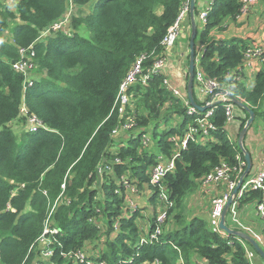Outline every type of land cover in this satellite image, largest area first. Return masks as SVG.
<instances>
[{
	"label": "trees",
	"instance_id": "obj_1",
	"mask_svg": "<svg viewBox=\"0 0 264 264\" xmlns=\"http://www.w3.org/2000/svg\"><path fill=\"white\" fill-rule=\"evenodd\" d=\"M69 1L74 7L91 4L90 10L73 15L70 35L58 31L38 39L67 12ZM8 3L0 0V264H181L179 257L183 264H251L248 243L214 231L185 203L201 178L220 162L235 168L237 156L244 162L237 137L248 113L235 107L240 123L231 140L219 103L211 119L217 131L203 142L189 141L180 151L174 170L162 180L173 205L157 240L150 242L162 207L158 188L149 181L150 170L171 156L170 138L182 137L203 113L188 114L184 99L163 85L162 74L128 87L130 103L123 117L113 110L119 85L136 58L155 52L143 64L146 71L164 55L161 39L185 0ZM241 5V0L211 1L195 39V48L203 47L198 66L243 100L264 124V62L248 90L238 80L247 47L237 38L217 41L209 35L224 18L235 19ZM199 13L195 8L194 15ZM29 46L34 52L33 84L24 89V77L12 63L20 57L19 48ZM187 65L188 56L186 69ZM23 103L27 114L42 124L36 131L16 133L11 125L21 117ZM127 118L133 122L131 129L113 135ZM21 121L25 124V115ZM124 180L134 192L125 188ZM145 193L151 206L145 214L147 224L141 212L150 207L138 201ZM128 198L134 208L128 206ZM261 198L259 190L244 192L239 206ZM50 212L49 225L57 233L46 246L53 251L48 258L37 238ZM77 250L85 255L82 262L62 254Z\"/></svg>",
	"mask_w": 264,
	"mask_h": 264
},
{
	"label": "built area",
	"instance_id": "obj_2",
	"mask_svg": "<svg viewBox=\"0 0 264 264\" xmlns=\"http://www.w3.org/2000/svg\"><path fill=\"white\" fill-rule=\"evenodd\" d=\"M14 1V0H7ZM189 1L185 0L184 6L180 10L175 21L168 27L166 33L161 39L160 45L162 47L164 55L155 59L152 63L151 67L144 70L143 64L144 62L151 57L155 52L151 51L149 53L140 54L135 62L133 63L131 69L125 75V78L119 85V89L117 92V96L115 98L113 104V110L118 113L120 117H123L126 113V106L129 105V94L128 87L135 82H140L141 84H146L149 80L150 76L153 74H162L163 85L169 89L175 96L184 99L185 104L187 106L188 114H196L198 111L192 107L187 99L185 92H180L178 88H176L171 82L170 78L164 74L165 66H166V57L169 50H171L177 39L181 34L182 22L187 17L189 11ZM259 0H241V8L240 13L243 14L247 11L248 6L258 2ZM67 12L57 21L47 26L40 34L38 39H42L45 36H48L51 33L63 31L70 35V23L74 14H72L71 9L73 5L69 6ZM209 6L204 10H201L198 18L201 21H204L206 18V14L208 12ZM203 51V47L199 52L195 55V72H194V81L196 83V87L202 97H204L203 104H211L205 111H203L202 116L196 117L193 123L189 124L185 134L182 137H171L170 140L174 144L173 152L169 158H162L155 163L151 170L149 181L152 185L157 186L158 188V199L159 203L162 204V207L157 211V215L155 218V227L153 230V235L150 237L149 241L157 240L158 235L161 233V225L163 224L166 215L167 209L172 207L173 202L169 199V196L162 185V180L165 175L169 172H172L175 168V161L180 156V151L185 149L189 141H205L207 138H211L212 134L217 131V126L212 122V116L216 106L220 103L224 108L225 113V122L226 124L231 123L235 117V107L236 105L230 100V98L226 95V93H230L227 89L221 88L219 82L215 78L207 77L201 68L198 66L200 61V56ZM19 59L12 63V68L15 72H18L24 77L23 87L25 89L26 85L31 86L33 84V79L31 77L34 68L33 56L34 52L31 50V46L28 48H19ZM261 60L264 62V44L261 46H256L254 48H247L244 53V61L242 66H251V63L255 60ZM185 94V98H184ZM219 97V98H218ZM208 99V100H207ZM245 103V102H244ZM246 104V103H245ZM20 115L26 116V122L28 124V131H36L38 128L42 127L41 122L34 116L28 115L27 110L25 108L24 103L20 108ZM133 126V122L131 118H127L122 124L116 127L113 131V135H117L118 133L128 132ZM143 141L147 142L148 137L143 136ZM238 160V167H231L226 162H220L216 165L208 174L201 178L200 185L205 188L207 192L211 191L213 188L218 187L220 184H224V189L219 191V194L211 199V208L209 213V225L210 227L221 234H226L223 230L219 228V221L222 210L231 195V192L236 186V183L241 175V171L243 170L244 162L240 160V157H236ZM248 178V177H247ZM245 178L239 188L237 194L234 196L232 203L228 209L227 215L230 219L231 223L236 226L239 230L249 234L252 238L256 240V242L260 245V247L264 250V161L262 162L260 170L252 177ZM247 179V180H246ZM125 188L128 191L134 192L135 188L131 183L124 180ZM62 191L64 190V184L61 185ZM250 190H259L261 192V200L258 202H254L253 210L257 215L260 224L257 226H251L246 224L241 217H239V198L243 195L244 192ZM127 204L130 208L135 207V202L133 199L128 198ZM51 212L49 213L47 219L45 220L44 229L39 238H37L39 244H41L45 249L42 251V255L45 257H50L52 255V250L47 248L51 244L50 235H54L57 233L55 228H50L49 225V217ZM144 242V239H140V244ZM244 243V241H241ZM63 256L72 258L74 260L83 261L85 259V255L80 251H69L62 253ZM246 256L252 261V259L256 256V253L253 249H248L246 251ZM179 263L183 264V259L179 257ZM96 264V263H94ZM98 264H104V262H99ZM124 264V263H119ZM155 264H160V262L155 261Z\"/></svg>",
	"mask_w": 264,
	"mask_h": 264
},
{
	"label": "crops",
	"instance_id": "obj_3",
	"mask_svg": "<svg viewBox=\"0 0 264 264\" xmlns=\"http://www.w3.org/2000/svg\"><path fill=\"white\" fill-rule=\"evenodd\" d=\"M212 0H195V8L196 10H204L207 8ZM9 2V1H8ZM11 3V2H9ZM91 4H86L80 7H74V11L79 9L81 12L82 9H87L82 13H86L90 10ZM78 14V13H76ZM196 26H197V35L200 32V28L202 27L200 24V19L198 16H195ZM190 19L189 15L185 17L182 22L181 34L177 39L174 47L168 51L166 57V66L164 70V74L168 76L173 83V85L178 88L180 92H185L186 90V81L184 77L187 74V69L184 67L185 55L188 53V41L190 35ZM210 37L217 41H230L232 39H239L247 48H254L256 46H261L264 44V0H259L248 6V9L245 13L239 14L235 19H231L230 17H226L222 20L220 27H215L210 31ZM201 45L197 52L201 50ZM263 62L259 60H255L251 63V66H243L240 68V73L238 76V80H240L243 86L250 90L253 85L254 77L259 69H261ZM188 66V65H187ZM164 76V75H163ZM197 88V87H196ZM198 93V103L204 101V97H202L197 89ZM219 98V97H218ZM236 115L239 112L235 111ZM240 121L235 117V119L228 124H225L224 130L227 136L234 140L237 136L239 130ZM258 125L256 127H249L245 137H244V146L246 150L251 153L252 162L257 161L258 165L253 172L254 176L261 168L262 162L264 161V124L262 120H258ZM224 189V184H220L218 187L213 188L211 191L207 192L205 188L201 185L197 188L195 193L200 194V199H198V204L194 208L195 213L193 215L202 216L206 220L209 219V213L211 208V199L219 194L220 190ZM140 200V199H139ZM203 200V202H202ZM203 203H207L203 205ZM151 207L148 203V197L145 193V196H141V207ZM253 207L252 204L239 206V217L243 220L251 222V226H258L260 221L255 214L254 210H251ZM147 211L142 210V212ZM256 257V256H255ZM255 257L252 259L254 261ZM259 264V263H258Z\"/></svg>",
	"mask_w": 264,
	"mask_h": 264
},
{
	"label": "water",
	"instance_id": "obj_4",
	"mask_svg": "<svg viewBox=\"0 0 264 264\" xmlns=\"http://www.w3.org/2000/svg\"><path fill=\"white\" fill-rule=\"evenodd\" d=\"M195 0L189 1V19H190V35H189V41H188V66H187V81H186V96L188 99L189 104L194 107L197 111L203 112L208 107L211 106V104H204L200 105L197 102H195L193 97V84H194V72H195V39L197 34V26L195 21ZM226 95L230 98V100L239 108L244 109L248 113V119L246 120L244 126L239 131L238 137H237V144L244 156V162H245V168L242 172V174L239 176V179L236 183L235 188L231 192V195L229 196L223 210L220 216L219 221V228L226 232L227 235H232L235 237L240 238L241 240L248 243L252 249L255 251L256 255H258L263 261H264V250L260 247V245L256 242L254 238H252L249 234L230 227L226 222V216L228 209L232 203V200L234 196L237 194L239 188L241 187V184L243 180L249 175V172L252 167V156L251 153L246 150L244 146V137L249 127H251L253 121L255 120V115L253 111L248 107L247 104L244 103L243 100H240L239 98L234 97L232 94L226 93Z\"/></svg>",
	"mask_w": 264,
	"mask_h": 264
},
{
	"label": "rangeland",
	"instance_id": "obj_5",
	"mask_svg": "<svg viewBox=\"0 0 264 264\" xmlns=\"http://www.w3.org/2000/svg\"><path fill=\"white\" fill-rule=\"evenodd\" d=\"M10 2V1H9ZM10 4H12V3H10ZM8 5H9V3H8ZM69 5H70V1H69ZM10 6V5H9ZM91 6V5H90ZM70 8V7H69ZM86 8V7H85ZM82 9L81 10V12L79 11V9H77L76 11H74V9H71V12H72V14H75V13H78V14H82V12H84V11H86L87 9ZM87 13V12H86ZM85 13V14H86ZM82 15H84V14H82ZM196 43V42H195ZM196 49V48H195ZM198 49H196V51H197ZM188 51V50H187ZM187 56H188V53L185 55V64H184V67L186 68V63H187ZM33 71H31V73H32ZM36 74V73H35ZM32 75H33V73H32ZM184 80H185V77H184ZM186 81V80H185ZM193 95H194V98L195 99H197V97H198V93H197V88H196V84H195V87L193 88ZM237 107V106H236ZM21 119H22V116L21 117H19V119L18 120H15L11 125L13 126V129L15 130V132L16 133H20L22 130H27V128H28V124H27V122H25V124H22V121H21ZM258 120L259 119H255L254 121H253V123H252V125H251V127H256L259 123H258ZM260 161V159H258L257 161H253L252 162V167H251V170H250V172H249V175L247 176L248 178H250L251 177V175H253V172H254V170L256 169V167H257V165H258V162ZM246 177V178H247ZM247 178V179H248ZM246 179V180H247ZM196 192V191H195ZM195 192H193V193H191L188 197H187V199L185 200V203H186V206H187V208H188V210L193 214V213H195V211H196V209H195V211H194V208H196L195 206L198 204V199H200V194L197 192V193H195ZM141 196H143L142 194H141ZM198 198V199H197ZM138 199H140V200H138V201H140L141 202V197L140 198H138ZM202 202H203V200H202ZM207 203H203V205H206ZM151 210V207L150 208H148L147 209V211H145V212H141L142 213V215H145L146 213H148L149 211ZM251 210H253V207H251ZM148 215V214H147ZM144 218V220L145 221H143V223L145 224H147V222H146V219H147V216L145 215V217H143ZM246 224H248V225H251V222H248V221H245V220H243ZM226 222H227V224L230 226V227H232V228H234V229H238L236 226H234L232 223H231V221H230V219L228 218V215L226 216ZM239 230V229H238ZM90 252V251H89ZM264 264V261L258 256V255H256V257H255V259H254V261L252 262V264Z\"/></svg>",
	"mask_w": 264,
	"mask_h": 264
},
{
	"label": "bare ground",
	"instance_id": "obj_6",
	"mask_svg": "<svg viewBox=\"0 0 264 264\" xmlns=\"http://www.w3.org/2000/svg\"><path fill=\"white\" fill-rule=\"evenodd\" d=\"M33 78V77H32Z\"/></svg>",
	"mask_w": 264,
	"mask_h": 264
}]
</instances>
